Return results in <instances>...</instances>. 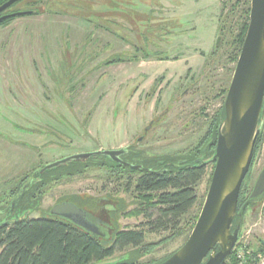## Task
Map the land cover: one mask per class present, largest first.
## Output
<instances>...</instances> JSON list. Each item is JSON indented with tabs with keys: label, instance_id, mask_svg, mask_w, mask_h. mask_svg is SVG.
<instances>
[{
	"label": "rangeland",
	"instance_id": "374dc122",
	"mask_svg": "<svg viewBox=\"0 0 264 264\" xmlns=\"http://www.w3.org/2000/svg\"><path fill=\"white\" fill-rule=\"evenodd\" d=\"M250 7L251 0H26L15 6L10 12L38 8L42 15L0 25V210L22 180L69 156L129 146L153 156L192 152L225 102L238 62L234 42ZM262 132L244 198L264 169V126ZM214 168L207 165L180 233L146 234L150 251L138 264L161 261L185 244ZM125 184V173L92 168L45 188L40 212L30 218L70 196L109 195L119 209V231L136 230L145 222L142 210L157 198L128 193ZM262 242L264 200L246 212L236 264H264Z\"/></svg>",
	"mask_w": 264,
	"mask_h": 264
},
{
	"label": "trees",
	"instance_id": "16d2710c",
	"mask_svg": "<svg viewBox=\"0 0 264 264\" xmlns=\"http://www.w3.org/2000/svg\"><path fill=\"white\" fill-rule=\"evenodd\" d=\"M8 1L10 0H0V6ZM24 1L26 0H20L4 14L14 13L10 11ZM15 12H32V14L20 18L42 15L38 8ZM249 12L250 9L247 10L246 14L248 15ZM247 15L234 42L237 53L234 61H237L246 37L250 18V15ZM14 20L16 19L8 20L0 25H5ZM224 93L226 94V92ZM224 117L223 104L218 114L210 122L200 143L185 156L150 158L141 152L130 156V163L152 168H160L166 165L169 170L161 171L157 175H145L139 179L136 190L144 198L155 196L157 202L142 210L145 222L137 226L136 230L115 233L111 238L109 247L104 241L83 233L71 223L56 217L43 216L39 219L1 223L4 220V217L1 218V216L7 213L10 215L14 211L11 208L12 202H7L6 208L0 210V264H97L113 259L119 260L112 264H138L137 262L150 251V248L145 245L146 234L180 233L183 218L197 203L196 187L206 175L207 164L212 163L211 160L215 154L218 139V127ZM262 135L256 147L252 166ZM121 158L125 161L123 156ZM171 163L177 166L172 167L170 166ZM44 167L42 166L33 172L32 177H35L38 183L34 185L33 190L25 192V194L22 193V201L19 200L21 203L16 209L17 211L20 210L19 214L39 210L44 189L53 183L79 176L95 167H105L113 173L116 172L118 177L127 171L125 166L105 156H92L88 159L70 161L58 167L41 171ZM25 180H22L20 184ZM244 186L245 183L239 197L238 208L241 215L236 218V225L240 221L243 225L248 208L257 205L249 203L250 195L246 198L243 197ZM15 189L9 192L7 199L13 197ZM120 203L122 202L120 201ZM9 217L7 216L6 219ZM127 249L131 250L127 251ZM119 253L123 254L116 257ZM169 257L153 264L162 263ZM223 264H236L233 252Z\"/></svg>",
	"mask_w": 264,
	"mask_h": 264
},
{
	"label": "water",
	"instance_id": "95a60500",
	"mask_svg": "<svg viewBox=\"0 0 264 264\" xmlns=\"http://www.w3.org/2000/svg\"><path fill=\"white\" fill-rule=\"evenodd\" d=\"M19 1L10 0L0 6V24L32 14H4ZM219 42L220 38L217 44ZM224 111L225 117L218 127L215 154L211 160L215 168L201 213L185 244L159 264H223L240 239L242 221L235 224L236 218L241 215L239 197L264 126V0H251L248 29L224 102ZM125 153L126 148L76 154L47 164L41 171L92 156L109 157L132 170L148 171L122 160ZM263 199L264 169L256 180L249 203L258 204ZM15 203L16 200L13 205ZM48 215L82 227L97 239L101 236L95 227L92 229L83 221L84 211L71 202L56 204ZM118 260L97 264H112Z\"/></svg>",
	"mask_w": 264,
	"mask_h": 264
},
{
	"label": "flooded vegetation",
	"instance_id": "af4514ba",
	"mask_svg": "<svg viewBox=\"0 0 264 264\" xmlns=\"http://www.w3.org/2000/svg\"><path fill=\"white\" fill-rule=\"evenodd\" d=\"M145 153L146 151H142V150H136L135 147L129 146L126 148V153L123 155V158L125 159L126 163H129L131 165L134 166H140L144 169H147L148 171H141V170H132L128 167H125L127 169V171H125V175H126V190L128 193H131L132 191H134V193H137L138 195L141 196V193H139L136 190V187L138 186V182L139 179L143 178V176L145 175H153V174H159L161 173V171H168L169 168L164 165L163 167H156V168H152V167H145L142 165H138V164H133L130 163V156H132L134 153ZM148 157L150 158H156L162 155H158V156H153L151 153H147L146 154ZM208 165V164H207ZM170 166H177L171 163ZM137 175V177L135 176ZM33 173L31 175L30 178H28L27 180H25L22 184L18 185L17 188L15 189V194L13 195V201H12V207L13 208V212L10 213V215L7 213L6 215H4V220L1 221V223L4 222H15L18 220H33V219H39V218H30V216L34 213L40 212L39 210L34 211L32 213H27V212H22L21 214H19L20 210H16L17 207L20 205L21 203V196L22 193L25 194V192H28L30 190H33L34 185L38 183V180L35 177H32ZM28 184V186L26 188H24L26 185ZM21 188H18V187ZM21 189V190H20ZM109 195H105L101 198H95L93 196L91 197H81V196H70L64 199H61L58 203L61 202H71L73 204H75L78 208H80L81 210L84 211L85 215L82 218L83 221L90 227V228H94L97 229V232L101 233V236H99V240H102L105 242V244L107 245V247H109V243L112 241L111 238L112 236L119 232V228L117 226V220L115 219L116 217V213L119 211V209L117 207H115V205H111V203H114V201L112 199L109 198ZM16 200V203L13 205V202ZM21 200V201H19ZM117 204L119 202H116ZM123 203V202H122ZM17 204V205H16ZM27 214V215H26ZM43 216H49L48 213L46 214L43 211ZM9 217V219L6 217ZM42 216V217H43ZM144 217V215H143ZM64 221V220H63ZM77 230L83 232V233H87V231L84 230V228L79 227V226H75ZM92 228V229H93Z\"/></svg>",
	"mask_w": 264,
	"mask_h": 264
},
{
	"label": "built area",
	"instance_id": "2783aa9c",
	"mask_svg": "<svg viewBox=\"0 0 264 264\" xmlns=\"http://www.w3.org/2000/svg\"><path fill=\"white\" fill-rule=\"evenodd\" d=\"M264 200V199H263Z\"/></svg>",
	"mask_w": 264,
	"mask_h": 264
}]
</instances>
